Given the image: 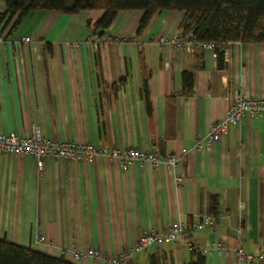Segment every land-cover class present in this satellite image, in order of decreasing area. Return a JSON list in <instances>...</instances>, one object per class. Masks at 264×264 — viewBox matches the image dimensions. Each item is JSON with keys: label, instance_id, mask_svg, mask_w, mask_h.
Masks as SVG:
<instances>
[{"label": "crops", "instance_id": "1", "mask_svg": "<svg viewBox=\"0 0 264 264\" xmlns=\"http://www.w3.org/2000/svg\"><path fill=\"white\" fill-rule=\"evenodd\" d=\"M141 14L121 11L99 35L100 12L33 11L9 40L0 33V134L133 148L178 157V167L46 158L39 171L32 157L0 153V240L102 264L74 262L73 252L115 256L178 221L190 230L182 239L137 252L130 264H196L190 246L212 244L227 250L198 252L203 264H245L236 249L264 252V121L193 146L239 96L264 98V43L224 44L219 65L217 51L182 37L185 12H158L136 36ZM203 217L210 226L191 230Z\"/></svg>", "mask_w": 264, "mask_h": 264}, {"label": "trees", "instance_id": "2", "mask_svg": "<svg viewBox=\"0 0 264 264\" xmlns=\"http://www.w3.org/2000/svg\"><path fill=\"white\" fill-rule=\"evenodd\" d=\"M5 12L0 15V33L9 40L26 15L33 11H60L77 14L100 12L92 30L103 35L121 11H141L136 36H140L154 16L162 11L185 12L182 37L191 36L198 42L264 43V0H4ZM219 65L223 55L216 52ZM185 86L191 91V77ZM146 80L144 79V88ZM145 97L147 93L145 92ZM147 100V98H146ZM215 200L211 212L216 216ZM196 264L204 259L195 251ZM0 264H69L40 253L0 240Z\"/></svg>", "mask_w": 264, "mask_h": 264}, {"label": "built area", "instance_id": "3", "mask_svg": "<svg viewBox=\"0 0 264 264\" xmlns=\"http://www.w3.org/2000/svg\"><path fill=\"white\" fill-rule=\"evenodd\" d=\"M22 42L29 43L31 39L23 37ZM110 37L107 42L112 41ZM160 43H164L160 39ZM193 48L209 51H220L224 44L213 42H198L191 38L188 42ZM245 120L264 121V98H248L239 96L235 102L229 105L226 117L223 121L214 123L204 137H200L194 142V149L200 150L203 145L209 147L221 136L228 134L232 125H237ZM0 153L11 155H23L32 157L36 161V166L40 171L43 161L52 158L62 161L93 162L96 158H104L118 164L121 170H126L130 164L139 166L148 165L152 168L165 167L169 171H174L178 167L180 158L174 156L160 157L153 152H144L138 149H117L104 146L94 147L90 144L74 143L69 141H57L41 137L35 131L28 137H22L17 133L0 134ZM211 224V218L203 217L200 223L191 226V230L204 229ZM190 230L182 223L175 221L162 232L151 231L142 234L132 247L115 256H103L99 251L90 249L86 252H73L74 262H100L102 264H130L133 255L140 251H146L155 246L175 243L182 239ZM39 242H45L44 237H40ZM191 251L203 254L212 251H226L227 248L218 245H207L205 247H191ZM239 262L245 264H264V252L249 253L240 248L234 251Z\"/></svg>", "mask_w": 264, "mask_h": 264}]
</instances>
